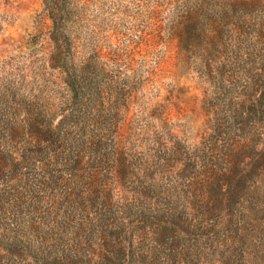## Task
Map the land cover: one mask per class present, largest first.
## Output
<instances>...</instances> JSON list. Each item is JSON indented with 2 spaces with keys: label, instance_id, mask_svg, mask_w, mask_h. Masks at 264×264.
Returning a JSON list of instances; mask_svg holds the SVG:
<instances>
[{
  "label": "trees",
  "instance_id": "1",
  "mask_svg": "<svg viewBox=\"0 0 264 264\" xmlns=\"http://www.w3.org/2000/svg\"><path fill=\"white\" fill-rule=\"evenodd\" d=\"M65 3L46 0L57 33ZM197 40L189 35L186 49L210 43ZM56 50L51 59L61 61L65 79L60 105L41 93L22 105L9 88L0 95V264H206L216 249H229L234 226L239 242L245 235L261 243L254 235L264 226L263 219L255 225L264 216L260 56L248 55L251 68L240 74L214 77L210 64L201 72L210 85V127L203 155L189 156L159 134L143 139L144 151L129 148L123 106L121 118L105 125L82 120L69 91L67 48Z\"/></svg>",
  "mask_w": 264,
  "mask_h": 264
},
{
  "label": "rangeland",
  "instance_id": "2",
  "mask_svg": "<svg viewBox=\"0 0 264 264\" xmlns=\"http://www.w3.org/2000/svg\"><path fill=\"white\" fill-rule=\"evenodd\" d=\"M65 4L66 22L57 33L46 0H0V95L9 88L7 92L22 105L41 93L44 101L60 105L65 79L59 73L61 61L51 57H57V43L65 45L67 69L74 74L69 91L77 115L105 125L124 113L122 132L131 149L144 151L143 139L159 134L189 156L203 155L199 149L210 127L205 101L210 85L201 72L210 64L214 77L240 74L251 68L248 55L251 60L260 56L256 67L264 65V48L255 44L264 41V0H66ZM184 16L190 18L186 23ZM211 26L216 27L212 32ZM189 35L198 39V45L203 38L210 43L204 51L200 46L186 49ZM121 89L126 91L124 97L118 95ZM260 219L264 216L259 215L255 225ZM235 229L229 249L225 253L216 249L213 261L206 264H263L264 226L254 233L261 243L245 235L239 242ZM222 239V234L215 235L216 241Z\"/></svg>",
  "mask_w": 264,
  "mask_h": 264
}]
</instances>
